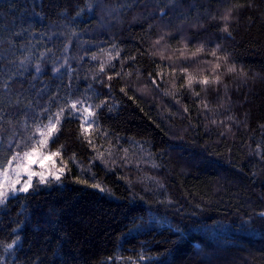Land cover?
Instances as JSON below:
<instances>
[{
	"label": "trees",
	"instance_id": "1",
	"mask_svg": "<svg viewBox=\"0 0 264 264\" xmlns=\"http://www.w3.org/2000/svg\"><path fill=\"white\" fill-rule=\"evenodd\" d=\"M233 5L225 38L218 16ZM172 8L167 0H0V71L12 82L11 92H0V160L9 142L28 135L25 121L73 99L115 105L99 110L100 127L134 153L133 164L113 171L97 162L108 192L76 183L92 177L69 162L60 182L10 196L0 206V264H264V156L256 152L257 145L264 151V0H179ZM196 21L200 27L191 26ZM165 28L166 55L183 37L208 49L219 43L235 63L237 73L214 86L219 94L209 91V112L198 103L203 92L179 89L182 77L173 89L170 70L157 68L173 62L152 55ZM102 62L115 66L108 74L131 76L107 81ZM161 70V90H137ZM129 83L128 95L120 92ZM225 91L229 107L217 111ZM78 124L65 120L52 150L63 144L65 160L75 152L87 167L92 153L76 139Z\"/></svg>",
	"mask_w": 264,
	"mask_h": 264
},
{
	"label": "snow or ice",
	"instance_id": "2",
	"mask_svg": "<svg viewBox=\"0 0 264 264\" xmlns=\"http://www.w3.org/2000/svg\"><path fill=\"white\" fill-rule=\"evenodd\" d=\"M130 2L131 0H129ZM167 2L173 6L172 10L179 7V0H167ZM228 2L229 0H222V4L227 5ZM235 8L236 5L231 7L226 6L224 11L218 16L219 21L222 22V25H218V28L225 34V38H231L232 36L230 22L234 18L233 12ZM112 11L117 10L113 9ZM167 15L168 13L166 11L160 10L161 19ZM182 19L187 20V17H182ZM212 19L216 20L217 16H213ZM191 26L200 27L201 25L199 21H196ZM170 35V31L165 28V30H162L157 35V38L152 43V55L159 54L162 60L168 59L173 61L167 65H157V68L170 70L168 76L171 78L173 89L177 87L175 81L182 77L183 79L180 80L179 89H186L197 98H201V93L203 92L204 97L199 99L198 103L203 104V110L207 113L211 110V105L207 99L209 91L214 90L219 94V88H214V86L221 85L223 83L222 77L226 74L237 73V67L235 63H230L229 54L226 51H221V45L219 43L215 44L213 48L208 49L203 43L196 44L195 41H189L182 37L180 40L182 47L174 49L171 55H166L170 50ZM201 54L210 56L212 59H200ZM174 57L175 59H173ZM114 58H119V50H117ZM92 59H96V56H93ZM128 59L135 60L136 57L132 56ZM8 62L15 64V61L12 60ZM24 63V61H20L21 66ZM200 65H206L207 67H200ZM60 67H63V65ZM60 67L53 69L54 74L60 72ZM106 67L115 66L110 63L105 65L103 62L100 64L99 72L104 73L107 81H112L115 77L123 78L124 76H131V72L108 74L105 71ZM40 71L41 66L37 64L36 72L39 73ZM240 71L242 72V70ZM17 72H19V68ZM4 75L0 71V92L3 90L11 92V78L4 79ZM164 80L165 72L163 70L157 71L155 75L149 73L147 76L148 83L137 90L144 91L146 88L151 87L159 91L162 88ZM101 83H103V80H101ZM194 85H199L200 89L196 90ZM132 86L130 83L125 84L119 90L125 95H128V88ZM105 87L111 90L113 86L108 83L105 84ZM226 87L225 85V89ZM165 95H171L176 103H180V99L175 92L168 91L165 92ZM128 98L134 99L130 95ZM2 99V96H0V103H2ZM217 99L219 101L217 111L229 107L228 102L230 101V97L226 91L222 98L218 95ZM21 103L20 98L16 97L15 105ZM9 106H13L12 101H9ZM25 106L30 107L31 102ZM114 107L115 105L108 106L107 100H102L99 104H90L87 102V99H73L67 100L65 104L58 106L55 112L50 111L48 108L42 109L36 116H33L31 124L25 121L24 127L29 129L28 135L25 136L21 133L20 139L14 144L9 142V151L6 158L0 160V206L6 204L10 196L15 197L20 193L27 194L38 185H47L52 181L60 182L65 172L71 171L68 167L69 162L76 164L80 167L81 172L88 173L92 177L91 182L87 178H77L76 183L83 184L100 193L108 192L109 190L106 185L96 177L94 167L97 165V162L103 166V169L108 171H113L117 167H128L134 163L131 159L134 153H130L129 149L123 148L119 144L118 138L114 143L108 138L109 133L107 130H102L100 127L99 110L105 108L108 112H111ZM228 119L232 118L228 117ZM3 120L2 107H0V122H3ZM65 120L79 121L76 139L85 144L92 153L89 156L87 167L81 165L75 152H72L71 156L65 160V145L63 144L56 147L54 151L52 150V146L58 143L59 134L63 130ZM212 123H217V121L212 120ZM256 152L264 156V151L261 150L259 145L256 147ZM135 166L138 167L139 165L136 164ZM260 215L264 216V213H260ZM16 242L14 240L12 244L5 246L4 251L8 252Z\"/></svg>",
	"mask_w": 264,
	"mask_h": 264
},
{
	"label": "rangeland",
	"instance_id": "3",
	"mask_svg": "<svg viewBox=\"0 0 264 264\" xmlns=\"http://www.w3.org/2000/svg\"><path fill=\"white\" fill-rule=\"evenodd\" d=\"M34 181H35V179H34Z\"/></svg>",
	"mask_w": 264,
	"mask_h": 264
}]
</instances>
